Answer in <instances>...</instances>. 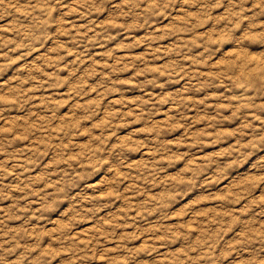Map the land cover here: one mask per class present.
<instances>
[{
  "label": "rangeland",
  "instance_id": "rangeland-1",
  "mask_svg": "<svg viewBox=\"0 0 264 264\" xmlns=\"http://www.w3.org/2000/svg\"><path fill=\"white\" fill-rule=\"evenodd\" d=\"M0 264H264V0H0Z\"/></svg>",
  "mask_w": 264,
  "mask_h": 264
}]
</instances>
